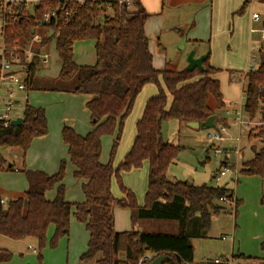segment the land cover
<instances>
[{"label":"trees","instance_id":"trees-1","mask_svg":"<svg viewBox=\"0 0 264 264\" xmlns=\"http://www.w3.org/2000/svg\"><path fill=\"white\" fill-rule=\"evenodd\" d=\"M121 0H42V11L58 9V22L53 31L56 51L61 61L57 78L47 81L36 76V65L29 66L28 90L55 91L92 96L87 103L94 130L86 136L65 126L62 138L75 168L74 177L83 180L85 201L72 203L66 199V162L57 173L49 175L23 167L28 189L23 197L3 204L0 195V238L13 241L33 238L40 249L47 246V233L54 227L51 246L69 236L71 219L84 224L89 233L87 251L81 264H140L146 256L152 260L164 257L162 264H193L195 249L191 238H207L214 217L229 214L231 206L223 200L234 201V193L225 186L189 181H172L170 166L178 159L184 147L169 143L163 137V123L203 122L225 107L221 83L214 78L220 72L210 64L211 51L204 61V71L157 70L149 48L146 24L152 17L140 0H130V6ZM264 3V0H258ZM247 0L241 8L243 13ZM36 27L34 19L23 18L12 28L13 41L25 47ZM264 30V21L262 22ZM96 41V64L81 66L74 59L77 42ZM50 39H47L49 42ZM259 65L246 76L244 110L255 120L264 105V42L259 47ZM163 81V86L160 84ZM148 84H157L159 92L145 106L136 125V138L130 152L115 168L113 158L119 145L126 119L135 101ZM213 98L216 109L209 102ZM24 122L20 126L5 127L0 121V174L14 171L4 158L7 148H19L26 157L33 140L49 132L45 110L26 103ZM226 124V119H221ZM117 133L111 161L101 162L102 139ZM249 139H260L263 147L255 157L242 165L245 176H264V111L261 125L250 131ZM148 162V190L145 204L140 206L136 195L121 181L122 172L140 168ZM227 160L222 164L226 167ZM232 168H234L232 166ZM220 173V172H219ZM217 173L213 179L219 175ZM114 178L121 183L125 197L117 199L112 192ZM55 191L53 200L47 193ZM264 207V197L261 200ZM241 205L235 200V211ZM116 207L129 209L134 227L141 221H169L179 224L177 233H157L145 230L117 232L114 227ZM264 252V240L261 243ZM151 254V255H150ZM13 253L0 247V264L10 262ZM255 261L257 259H254ZM261 264H264L262 262Z\"/></svg>","mask_w":264,"mask_h":264},{"label":"rangeland","instance_id":"rangeland-1","mask_svg":"<svg viewBox=\"0 0 264 264\" xmlns=\"http://www.w3.org/2000/svg\"><path fill=\"white\" fill-rule=\"evenodd\" d=\"M246 1L163 0L162 2L161 0L158 11L149 12L152 15L149 19L148 32L151 51L154 53L153 63L159 66L164 60H167L169 61L168 70L177 67L182 69L184 59L187 60L189 53L192 51V39L196 37L202 40V44L198 41L200 43L196 45V48L211 50L212 57L210 61H213L214 65L222 70L221 88L224 99L233 103H240L243 108L246 79L244 77L236 82L230 74L234 71L246 72L248 69L251 70L252 67L257 68L260 62L257 47L264 42L262 35L264 3L258 0H250L243 13H240ZM253 14L259 15V22L254 21ZM52 41L49 43L50 46L45 47V50L52 55L47 68L52 64L51 74H54L53 77H55L60 66L58 53ZM158 44L163 47V50L165 49V56L158 53L157 49L160 47ZM42 78L49 81L53 79L50 76H43ZM160 84L161 86L164 85L162 80H160ZM147 87L148 90H143L138 95L134 108L125 121L121 139L113 158L115 168L125 159L134 144L138 116L142 115L144 106L150 98V96L147 97V91L152 89L156 93L159 92L157 84H149ZM5 89H7V86L2 88V92ZM44 93L43 91L33 92L32 94L29 92L30 104L39 106L41 102H44L42 107L47 109L46 99L44 101L42 97ZM209 105L216 109V102L213 98H211ZM25 106L24 101L17 105L12 117L21 118ZM48 106L51 111L60 112L61 117H67L69 122L73 116L81 117L79 106L76 108L77 114H70L68 106H64L65 109L55 103H50ZM263 111L264 105L261 106L259 114L253 121L243 112V120L248 121L249 118V121L252 122L248 126L242 127L233 121L234 118L229 119L232 124L227 130L228 140L220 146L222 153L219 155L215 153L212 146L202 145L201 136L204 132L194 135L180 129L181 135L178 136L176 121L168 120L163 123L164 139L169 142L173 136H177L180 138L177 143L179 142L185 146V149L179 154L178 164L170 166L168 170L169 178L171 180L189 181L190 183L203 182L214 186L220 184L233 190L234 199L241 202L237 213L233 206L229 214L214 217L207 238H191L195 249L193 264H214L216 259L237 258L238 256L242 261H249L250 264L264 262V252L261 250V242L264 239V207L261 204L264 197V180L262 176H245L241 174L243 163L250 160L252 156L251 147L255 144L259 147L257 142L255 144L250 142L247 135L250 131L255 132L259 127ZM56 126L57 124L52 127V136L60 134V129H57ZM48 128L50 131L49 120ZM249 129L251 130L249 131ZM47 135H49V132ZM116 138L117 133L103 137L102 162L109 163L111 161ZM61 145H66L62 134ZM45 149V151H48L46 157L58 164L56 173L59 171L61 163L66 162V197L70 196L72 202H78L80 195L84 199L80 181L74 177V174L71 176L69 174L72 163L68 156V150L64 148L61 153L53 145H49ZM2 154L8 162L16 164L15 168L17 170H22L23 167L28 169L26 167L27 156L23 158V152L19 148H7ZM37 155H39V152ZM42 158L43 156H36L37 160ZM225 160L234 168L230 170L226 177L219 180L213 179L217 173L224 170L222 164ZM41 164H45L43 160H39L36 165L41 166ZM148 171L149 164L144 162L142 167L121 174L123 185L136 195L140 206L145 204L148 190ZM0 186L3 192L2 198L8 203L28 189V180L25 174L19 171L2 172L0 174ZM112 192L117 199L125 197L121 189V183L117 178L113 180ZM48 193V195L54 194V190ZM115 215L117 216V228L121 231L139 230L141 228V231L145 230L147 232L177 233L179 228L177 222L170 223L169 221H141L134 227L131 211L121 207L115 208ZM53 236L54 228L51 227L47 233V246L42 249H40L38 241L33 238L13 241L1 237L0 240L4 241L2 246L13 253L12 260L4 264H80V257L88 249V236L84 224L77 221L73 216L69 236L62 237L57 245L52 247ZM223 237L227 239L223 240ZM34 249H37V253H33ZM254 259H257V262ZM85 264L96 263L91 261Z\"/></svg>","mask_w":264,"mask_h":264},{"label":"built area","instance_id":"built-area-1","mask_svg":"<svg viewBox=\"0 0 264 264\" xmlns=\"http://www.w3.org/2000/svg\"><path fill=\"white\" fill-rule=\"evenodd\" d=\"M124 3L130 6L131 1H119L120 6ZM41 5L42 0H0V97L2 88L7 86L4 99L0 100V106L2 107L0 121L3 122L5 127L11 126V122L14 119L12 113L15 106L29 99V66L36 65V76H42L44 70L47 69V65L51 62L52 57L51 53L45 50V47L49 45L51 40H53L52 42L56 47V37L54 38L55 33L52 27L56 25L59 20V10L48 9L42 11V14L38 16ZM23 18L34 19L36 24V27L33 28L34 33H32V37L25 47L21 46L19 41H13L12 39V28L17 21ZM253 19L256 22L260 21V17L257 14L253 15ZM51 31H53V36L49 38ZM262 35L264 39V30H262ZM47 39H50V41L47 42ZM253 70L256 69L252 67V71ZM226 113L230 115L232 114V110L227 109ZM236 115V121L240 125L248 126L252 123L249 120L244 121L241 119V110L237 111ZM260 125L261 122L259 126ZM203 132L201 136L202 145L212 146L217 155L221 154L222 150L220 146L228 140L226 126L221 125L217 129ZM230 170H232V166L228 164L224 167V170L220 171L216 179L219 180L225 177ZM223 202L228 203L231 209L233 206L235 207V200L228 201L224 199ZM2 203L5 204L4 201H2ZM222 239L226 240L227 238L223 237ZM34 253H37V251H34ZM150 260H152L151 256H146L140 260V264ZM214 264L250 263L249 261H242L238 256L237 258L216 259L214 260Z\"/></svg>","mask_w":264,"mask_h":264},{"label":"crops","instance_id":"crops-1","mask_svg":"<svg viewBox=\"0 0 264 264\" xmlns=\"http://www.w3.org/2000/svg\"><path fill=\"white\" fill-rule=\"evenodd\" d=\"M141 1V4L143 5V7L145 8V10L149 13V12H157L158 9H159V6H160V1L161 0H140ZM163 2V0H162ZM255 2V1H254ZM259 3V2H258ZM152 8V9H151ZM254 15V14H253ZM256 22V21H255ZM148 24H149V20L146 24V27H145V30H146V34L149 38V48H150V51L152 50V48L150 47L151 46V42H150V36H149V32H148ZM189 35V34H188ZM193 42H192V51L194 50L196 52V56L195 57H200L202 55H207L209 50L208 49H202V50H199V48H196L198 45V43H200L202 40L198 39V38H193L192 39ZM200 41V42H198ZM202 44V42H201ZM160 45V44H158ZM260 45L257 47V49H259ZM163 47L160 45V47L157 49L158 50V53L159 54H164L165 56V49L163 50L162 49ZM163 50V51H162ZM211 51V50H210ZM161 52V53H160ZM152 55H153V58H154V53L151 51ZM58 55V54H57ZM211 57H212V51H211ZM74 59H75V62L78 64V65H81V66H94L96 64V41H93V40H86V41H81V42H77L75 43L74 45ZM211 59V58H210ZM58 60H59V71H58V74L60 72V68H61V61L59 59V56H58ZM164 63V64H163ZM161 63L162 66H160L161 64H159V66H157L155 63H153L155 69L157 70H165V69H168V65H169V61L167 60H164V62ZM210 64L211 66H213L214 68L216 69H219L220 72L218 74H216L214 76V78L218 79L221 83V69L216 67L213 63V61H210ZM183 68L182 69H179V67L177 68H173V69H170V70H173V71H181V70H184L186 69L185 67H187L188 65V62L187 60L184 59L183 61V64H182ZM259 65V64H258ZM158 67V68H157ZM255 68V67H254ZM52 64L43 72V75L42 76H38V77H43V76H50L51 78L55 79L57 78L58 74L53 77V75L51 74L52 72ZM257 69V68H255ZM252 70V69H251ZM250 69L246 70V72H238V71H234L232 72L230 75L231 77H233V79L238 82L240 80H242L246 74L251 71ZM49 81V80H47ZM222 84V83H221ZM149 85V84H148ZM146 85L143 90H148L146 88H148ZM142 90V91H143ZM33 92H40V91H31V94ZM45 92L43 94V98H44V101L46 99V102H47V109L43 108L42 105L44 104V102H41V106H36L34 104H30V98L25 102V103H28L30 104L31 106H34V107H37V108H42L45 110V113H46V117H47V121L49 120V124H50V131H49V135L47 136H43V137H39V138H36L35 140H33L32 144H31V147L29 148L28 152H27V160H26V164L28 167V170H31V171H42V172H45L49 175H53L56 173V170H57V167H58V164H56L53 160H51L50 158L46 157L48 155V151H45V147L49 146V145H53L55 146V148L57 147L59 149V151H61L62 153V150H64V148H66V150H68V147L66 145H61V134H62V130L65 126H69L71 128H73L79 135H82V136H86L88 133H90L91 131L94 130V126L92 124V121H91V115H90V112L88 111L87 109V103L92 99V96L90 95H84V94H71V93H65V92H55V91H43ZM221 92H222V88H221ZM5 93H6V89L2 92L1 94V97H0V100H3L4 97H5ZM155 91H153L152 89H149V91H147V97L150 96V98L147 100V102L154 96H156L158 93H156ZM222 95H223V99H224V93L222 92ZM146 102V103H147ZM50 103H55V104H59L61 106L62 109H65L64 106H68L70 108V110H68V112L70 114H77V106H79L81 108V117L78 118L77 116H73L72 118H70V122H69V119L67 117H61L60 116V112L58 113V111H54V110H50V107L48 106V104ZM224 103H225V107L222 109V110H217L216 111V115H219L221 117V119H226L227 121V124H223L222 120L217 122V126H221V125H224L226 126L227 130L231 127V124H232V121L229 119L231 118H234L233 121L237 124H239L237 121H236V118H237V111L241 110L242 112V116H241V119L243 120V112L245 113V110H244V107L242 108V106L240 105V103H233L231 101H228L226 99H224ZM245 103V102H244ZM18 105H20V103H18ZM135 105V104H134ZM146 106V104H145ZM145 106H144V109H145ZM17 107V105L15 106V108ZM2 108V107H1ZM14 108V110H15ZM134 108V107H133ZM213 108V107H212ZM215 109V108H213ZM227 109H231L232 110V114L230 115H227L226 113V110ZM1 111V109H0ZM14 112V111H13ZM144 112V111H143ZM222 112V114H221ZM224 114V115H223ZM246 114V113H245ZM141 115V114H140ZM138 116V121L141 119L143 113L141 116ZM140 117V118H139ZM21 118H23V116H21ZM16 119V118H14ZM249 120V118L247 119ZM245 121V120H244ZM177 125H178V136H180V129H182L183 131L185 130V132L187 133H193L194 135H198L200 134L201 132L203 131H200V130H194V129H191L189 126H188V123H179L177 122ZM57 124L56 128L57 129H60V134L59 135H55V136H52V127H55V125ZM67 124V125H66ZM228 125V126H227ZM240 125V124H239ZM242 127L245 126V125H241ZM251 129H249L250 131ZM51 132V133H50ZM248 139H249V133H248ZM173 139V143L175 145H180L182 147L185 148L184 145H181L179 142L177 143V141L180 139L178 138L177 136H173L172 137ZM250 140V139H249ZM250 142H254V144L257 142L259 144V147L255 145H253L251 148H252V156L250 158V160H252L256 153L259 152V150L263 147V143L260 141V139H254V140H250ZM102 144H103V139H102ZM39 152V155H37ZM36 156L37 157H40V156H43L42 159H36ZM69 156V155H68ZM39 160H43L45 164H41V166H38L36 165L37 162ZM248 160V161H250ZM247 161V162H248ZM102 162V160H101ZM10 163V162H9ZM14 164V167H16V164L14 162H12ZM103 164H107L105 162H102ZM178 164V159L172 164V165H177ZM244 164V163H243ZM25 165V164H24ZM46 165V166H45ZM171 165V166H172ZM69 168V167H68ZM36 169V170H34ZM242 169V168H241ZM15 171H18L17 168H15ZM74 171H75V168L74 166L72 165V167L70 168V171H69V174L70 176L72 174H74ZM228 175V174H227ZM226 175V176H227ZM225 176V177H226ZM263 177V180H264V176ZM79 180V179H78ZM80 181V184L81 186L83 185L84 181L83 180H79ZM172 181H184V180H179V179H173ZM65 183V181H64ZM195 186H200V185H203V184H207V183H193ZM217 186H221L220 184L217 185ZM227 188V187H226ZM67 190V188H66ZM233 191V190H232ZM25 192L26 190L22 193V194H19L17 196V198L15 199H18L20 197H23L25 195ZM51 192V191H50ZM2 188L0 186V195L2 196ZM234 193V192H233ZM49 193H47V198L49 200H53L56 196V192L54 191V194L51 193V195H48ZM3 199V198H2ZM14 199V200H15ZM67 201L69 202H72V200H70V196H67L66 197ZM3 201L5 203H7V201H5V199H3ZM85 201V196H84V199L83 197L80 195L79 198H78V202H72V203H82ZM114 217H115V223H114V227L116 228L115 230L118 231L119 229L117 228V216L115 215V210H114ZM146 223V222H145ZM85 226V225H84ZM51 228V227H50ZM54 228V227H53ZM86 228V226H85ZM142 229H145V228H142ZM87 231V229H86ZM126 231V230H125ZM138 231H141V228H139ZM119 232H124V231H121L119 230ZM87 236H88V242H89V233L87 231ZM29 239V238H28ZM264 240V239H263ZM262 240V241H263ZM262 243V242H261ZM4 244V241H1L0 240V247L1 248H5L4 246H2ZM6 249V248H5ZM9 250V249H8ZM37 249H34L33 250V253L34 251H36ZM84 254V253H83ZM82 254V255H83ZM81 258V257H80ZM80 264H81V261H80Z\"/></svg>","mask_w":264,"mask_h":264},{"label":"water","instance_id":"water-1","mask_svg":"<svg viewBox=\"0 0 264 264\" xmlns=\"http://www.w3.org/2000/svg\"><path fill=\"white\" fill-rule=\"evenodd\" d=\"M32 33H34L33 30ZM52 36H53V31L50 32L49 38H51ZM195 56H196V52L194 50L189 53L187 58L188 65L186 67V70L188 71L199 70L200 72H203L204 61L207 59V55H202L200 57H195ZM219 121H221V117L215 114L210 116L203 122H190L188 123V126L194 130L206 131V130L217 129L218 128L217 122ZM23 122H24L23 118H16L12 120L11 126H20L21 124H23ZM169 143H173V139H171ZM8 167L13 168L14 164L9 163ZM163 260L164 257H158L155 260H153L151 264H162Z\"/></svg>","mask_w":264,"mask_h":264}]
</instances>
